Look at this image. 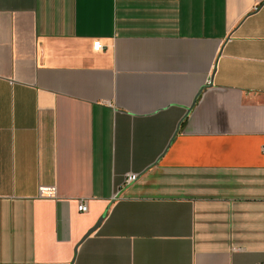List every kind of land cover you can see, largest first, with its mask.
<instances>
[{
	"label": "crops",
	"instance_id": "0c3cea01",
	"mask_svg": "<svg viewBox=\"0 0 264 264\" xmlns=\"http://www.w3.org/2000/svg\"><path fill=\"white\" fill-rule=\"evenodd\" d=\"M263 145L264 0H0V264H264Z\"/></svg>",
	"mask_w": 264,
	"mask_h": 264
},
{
	"label": "built area",
	"instance_id": "2783aa9c",
	"mask_svg": "<svg viewBox=\"0 0 264 264\" xmlns=\"http://www.w3.org/2000/svg\"><path fill=\"white\" fill-rule=\"evenodd\" d=\"M94 48L96 50L102 49L103 45L101 44L100 41H96L94 43ZM263 153H264V145L262 147ZM138 179V174L137 173H128L125 178V184H130ZM117 195V194H116ZM88 208L87 204L85 201L81 202L79 205V210L81 211H86Z\"/></svg>",
	"mask_w": 264,
	"mask_h": 264
},
{
	"label": "water",
	"instance_id": "95a60500",
	"mask_svg": "<svg viewBox=\"0 0 264 264\" xmlns=\"http://www.w3.org/2000/svg\"><path fill=\"white\" fill-rule=\"evenodd\" d=\"M190 109H191V107L188 108V113H189ZM105 215H106V212L99 218V220L96 222V224L94 226H92L88 230V232L85 234V236L83 237V239L87 238L90 234H92L100 226V224H101L102 220L104 219Z\"/></svg>",
	"mask_w": 264,
	"mask_h": 264
}]
</instances>
